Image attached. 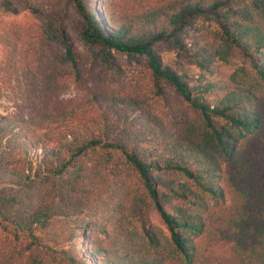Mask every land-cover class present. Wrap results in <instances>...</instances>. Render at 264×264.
I'll list each match as a JSON object with an SVG mask.
<instances>
[{"label": "trees", "instance_id": "trees-1", "mask_svg": "<svg viewBox=\"0 0 264 264\" xmlns=\"http://www.w3.org/2000/svg\"><path fill=\"white\" fill-rule=\"evenodd\" d=\"M31 11L0 66V264H264V0Z\"/></svg>", "mask_w": 264, "mask_h": 264}, {"label": "rangeland", "instance_id": "rangeland-1", "mask_svg": "<svg viewBox=\"0 0 264 264\" xmlns=\"http://www.w3.org/2000/svg\"><path fill=\"white\" fill-rule=\"evenodd\" d=\"M57 0H29V8L22 10L17 14L7 13L0 9V66L5 62L9 48L7 44V36L15 29L19 31H28L35 35V32L40 30L43 23L41 14L33 13L32 8H39L45 10L49 4ZM26 38L23 37L18 43V59L24 55L27 45L25 44ZM74 43L83 47L80 42L74 38ZM18 64L20 62L18 61ZM235 67V62L229 64H219V73L213 76L214 80L226 81L230 73ZM13 83L6 82V76L3 71H0V115H11L15 112V102L18 99L20 92L13 87ZM80 96L79 92L74 86L69 87L62 95L66 100L74 99ZM152 224L163 232L166 231L159 220L154 216L152 217Z\"/></svg>", "mask_w": 264, "mask_h": 264}]
</instances>
